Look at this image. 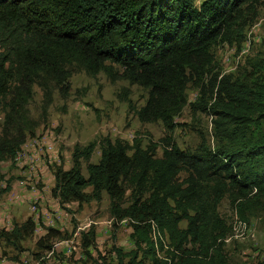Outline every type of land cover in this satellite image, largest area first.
I'll use <instances>...</instances> for the list:
<instances>
[{
	"label": "trees",
	"instance_id": "trees-1",
	"mask_svg": "<svg viewBox=\"0 0 264 264\" xmlns=\"http://www.w3.org/2000/svg\"><path fill=\"white\" fill-rule=\"evenodd\" d=\"M195 1L0 0L1 156H13L23 141L17 124L32 86L46 102L52 90L66 97L75 66L142 86L144 104L135 109L129 101L130 108L140 121H161L168 133L187 105L211 116L213 146L200 133L193 149H183L167 134L158 155L156 142L102 136L75 143L70 167L55 165L50 191L60 205L99 201L106 192L111 217L128 220L134 248L117 249L127 258L122 264H229L230 225L220 201L226 196L241 221L264 207V56L234 76L216 69L212 51L218 42L243 40L258 0ZM189 83L199 93L193 102ZM96 145L99 158L91 162ZM35 225L27 217L0 229V238L16 242ZM61 234L45 227L35 247L53 251L54 240L66 238ZM94 236L91 226L82 246H91Z\"/></svg>",
	"mask_w": 264,
	"mask_h": 264
},
{
	"label": "rangeland",
	"instance_id": "rangeland-1",
	"mask_svg": "<svg viewBox=\"0 0 264 264\" xmlns=\"http://www.w3.org/2000/svg\"><path fill=\"white\" fill-rule=\"evenodd\" d=\"M196 4L200 0L195 1ZM242 41L214 44V65L221 73L241 76L251 64L264 56V0L257 2L256 20L244 28ZM68 95L63 97L52 90L51 101L44 100L43 90L32 86V96L24 108V116L17 124L23 141L13 156L0 155V229L11 230L27 217L35 221L31 236L16 242L0 238V264H122L117 249L127 252L134 248L130 239L128 220L116 222L108 211L106 192L99 201L60 205L51 195L56 164L71 165V150L75 143L86 144L102 136L121 138L142 146L156 142L161 155V139L171 134L183 149H193L202 133L213 146L211 116L193 112L189 105L175 117L176 127L168 133L161 121H140L135 109L142 106L147 90L126 79L111 80L103 71L89 74L75 66L69 77ZM190 102L199 96L191 83L187 87ZM131 101L130 108L128 102ZM49 103V104H48ZM4 113L0 111V141L4 133ZM11 135L17 130L11 128ZM96 145L90 161L97 162ZM85 162L82 173L86 176ZM181 172L180 177H184ZM91 187H87L89 191ZM220 214L230 225L225 239L229 264H258L264 260V207L248 213L244 224L231 208L225 196L218 206ZM237 217V220H235ZM181 226L186 222L181 221ZM61 231L65 239H55L53 251L44 252L35 247L36 239L45 227ZM91 226L95 230L94 243L84 248L82 233Z\"/></svg>",
	"mask_w": 264,
	"mask_h": 264
},
{
	"label": "bare ground",
	"instance_id": "bare-ground-1",
	"mask_svg": "<svg viewBox=\"0 0 264 264\" xmlns=\"http://www.w3.org/2000/svg\"><path fill=\"white\" fill-rule=\"evenodd\" d=\"M241 221V220H240ZM243 222V224H244V221H242Z\"/></svg>",
	"mask_w": 264,
	"mask_h": 264
},
{
	"label": "built area",
	"instance_id": "built-area-1",
	"mask_svg": "<svg viewBox=\"0 0 264 264\" xmlns=\"http://www.w3.org/2000/svg\"><path fill=\"white\" fill-rule=\"evenodd\" d=\"M235 220H237V217H236V219Z\"/></svg>",
	"mask_w": 264,
	"mask_h": 264
},
{
	"label": "clouds",
	"instance_id": "clouds-1",
	"mask_svg": "<svg viewBox=\"0 0 264 264\" xmlns=\"http://www.w3.org/2000/svg\"><path fill=\"white\" fill-rule=\"evenodd\" d=\"M58 201V200H57ZM123 220H125V219H123ZM122 221V220H121Z\"/></svg>",
	"mask_w": 264,
	"mask_h": 264
}]
</instances>
